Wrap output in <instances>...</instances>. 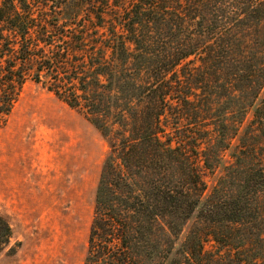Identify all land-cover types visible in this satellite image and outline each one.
<instances>
[{
  "label": "trees",
  "instance_id": "1",
  "mask_svg": "<svg viewBox=\"0 0 264 264\" xmlns=\"http://www.w3.org/2000/svg\"><path fill=\"white\" fill-rule=\"evenodd\" d=\"M263 59L264 0H0V121L30 78L82 114L108 146L83 264H206L201 235L190 229L179 241L189 219L231 247L218 227L247 220L243 191L253 181L263 189L264 171L230 173L241 187L219 197L232 167L224 166L202 196L190 152L211 169L222 166L209 159L217 143L224 150L233 137L248 139L250 152L264 140V128H239L240 120L229 127L227 111L217 114L230 99L258 97ZM11 236L0 215V253L15 254ZM231 252L218 247L214 264H261Z\"/></svg>",
  "mask_w": 264,
  "mask_h": 264
},
{
  "label": "rangeland",
  "instance_id": "2",
  "mask_svg": "<svg viewBox=\"0 0 264 264\" xmlns=\"http://www.w3.org/2000/svg\"><path fill=\"white\" fill-rule=\"evenodd\" d=\"M260 63L264 59L256 61V65ZM250 99L251 92L240 99H230L217 114L222 117L227 111L229 127L240 120L239 128H264V84L258 97L252 102ZM258 104H263L259 113L251 109ZM254 114L261 115L263 122L253 121ZM220 130L224 133L225 129ZM260 141L264 142L257 138L256 150L250 152L245 149L248 139L238 141L233 137L224 150L220 145L225 144L217 143L209 159L214 163L213 159L220 157L222 166L211 169L190 152L206 184L202 196L222 180L224 166L232 165L225 183L217 190L219 197L236 195L241 187L240 179L230 177V173L237 171L239 175L247 167H262L264 171V143L260 146ZM107 153L106 141L82 114L41 83L30 78L24 81L10 114L0 121V215L12 229L10 246H16L14 255H7L6 250L0 253V264H83L95 189ZM251 185L243 191L251 203L247 220L218 227L219 239H227L231 247L215 242L208 235V224L200 219H189L184 224L179 241L190 229L201 235L205 239L206 264L215 263L218 247L231 249L238 261L264 264V186L261 189L254 181Z\"/></svg>",
  "mask_w": 264,
  "mask_h": 264
}]
</instances>
